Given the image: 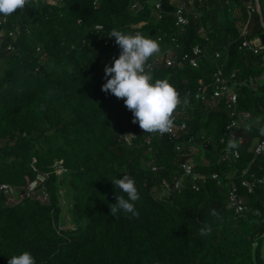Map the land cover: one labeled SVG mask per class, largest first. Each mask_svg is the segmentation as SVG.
I'll return each instance as SVG.
<instances>
[{
	"label": "trees",
	"instance_id": "16d2710c",
	"mask_svg": "<svg viewBox=\"0 0 264 264\" xmlns=\"http://www.w3.org/2000/svg\"><path fill=\"white\" fill-rule=\"evenodd\" d=\"M141 1L143 8L136 11L133 0L33 1L0 24V29H19L17 40L7 37L0 49V183L22 189L44 174L38 188L49 195L47 203L24 196L9 204L0 190V264L23 251L36 264H264V182L256 181L251 191L241 185L243 178L251 179L242 174L248 167L255 179L264 177V155L254 159L249 149L255 137L264 138L259 133L264 125L245 124L240 158L223 160L231 120L226 101L211 109L194 95L199 79L212 82L219 50L227 57V75L236 73L241 82L239 109L264 120L262 58L239 48L244 0L196 2L199 15L190 14L184 28L175 23L171 0H160V10L155 0ZM113 28L152 37L159 49L178 45L179 55H191L195 45L207 49L198 66L160 63L146 69L178 90H192L187 98L194 106L175 117L187 124L177 136H153L147 145L149 133L132 123L124 99L102 91L105 65L121 51L109 37ZM107 39L114 45H105ZM9 43L13 48L7 50ZM128 133L136 135L130 143L121 136ZM210 138L214 144L203 154L200 143ZM189 158L206 180L189 176L180 191L156 195L161 177L180 175V164ZM59 161L64 179L57 173ZM150 161L163 169L153 171ZM125 174L140 192L139 219L111 215L116 189L110 179ZM231 182L246 199V215L227 204ZM62 186L69 195L73 225L68 227L61 225ZM213 209L218 217L210 214ZM205 224L210 235L200 234Z\"/></svg>",
	"mask_w": 264,
	"mask_h": 264
},
{
	"label": "built area",
	"instance_id": "2783aa9c",
	"mask_svg": "<svg viewBox=\"0 0 264 264\" xmlns=\"http://www.w3.org/2000/svg\"><path fill=\"white\" fill-rule=\"evenodd\" d=\"M33 1L39 2L40 0ZM209 1L210 0H171V2L174 3L176 6V11L174 14L176 25L180 28H184L189 23L190 14L195 13L199 15V12L194 11V4L196 2L202 4ZM155 4L156 9L160 10V0H155ZM243 5L245 9V15L242 20V30L240 33L241 41L239 44V48L241 50L249 51L255 55L261 56L264 65V0H244ZM131 7L135 11L140 10L143 8V3L141 0H133ZM234 7L238 9L237 4H234ZM6 21L7 17L4 16L0 20V24H4L6 23ZM96 27L101 28L102 26L97 25ZM255 27H257L256 32H254ZM202 30L204 29L202 28ZM15 34H17V36L15 39H13ZM18 35L19 29L7 30L5 28H1L0 49L2 48L7 37H9L12 42H14L17 40ZM165 36L168 35L165 34ZM159 40H161V38H159ZM173 40L175 39L173 38ZM256 41H259V43L257 44ZM114 43V41H110L109 39L105 41V45H114ZM175 47H178V45H176ZM175 47L171 43L165 49H159L157 53H154L151 62L146 64V69H152L154 65L160 63H165V65L167 66L176 65L179 67H184L187 64H191L192 66H198V58L201 56L205 57L207 55V49L200 45H195L193 47L191 55L187 53L179 55L175 50ZM224 47L225 49H227L228 44L226 43ZM11 48H13V45L12 43H9L7 46V50ZM226 60L227 57L225 59H222L221 51H215L216 69L212 75L213 80L211 83H206L203 79H199V91H197L194 95L195 99L200 100L207 108L211 109H214L217 105H219L222 100L226 101V105L231 116V120L227 125L226 131L227 142L231 138H236L239 146L236 149H230L228 151H225V149L227 148L226 145L223 149H221V156L223 160L236 161L240 158V147H242V145L244 144L243 128L245 127V124L251 123L264 125V120L261 117L253 116L249 111L239 109L238 86L241 82L239 83L238 80H236V73H232L230 76L227 75L225 69ZM259 83L264 84V73L259 78ZM209 88L211 89L210 93H207V90ZM177 91L180 94L182 100L184 97H191L193 95L192 90L189 87L185 88L182 91L177 89ZM192 105L193 104L191 100H189L187 106H184L183 104L178 106V108L174 112V124L172 130L163 135L157 133L149 134L145 139V143L147 145H150L153 136H158L160 138H163L165 135L169 134H171L172 136H177L180 131H183L187 127V124L186 122H176L175 117H177L184 110V108H192ZM128 134L134 135L128 136L127 139H125L126 142L130 143L132 139L136 137V135L133 133ZM222 141H225V137L222 138ZM212 144H214L212 138L206 139L205 141L201 142L200 149L202 153L204 154L208 149H211ZM176 148L178 150H182V145L177 144ZM149 149L151 148L149 147ZM249 149L253 152L254 159L258 156H263L264 138L255 137ZM55 165H60L62 167V161L57 162ZM147 165L152 167V170L155 172L161 171L163 169V167L154 164L152 161L148 162ZM179 167L181 170L180 175H175L170 172L169 176L163 175L161 177L159 187L156 189V195L164 197L169 196L175 191H180L183 187L184 180L189 176L192 177V179L194 180H206L207 176L204 173L195 169L196 165L192 158H189L188 160L182 162ZM249 171V167L242 171V174L244 175L249 174L251 179L243 178L241 181V185L251 191L253 186L256 184V181L264 182V177L255 179L254 173H250ZM212 177L218 178V174L214 173ZM44 180L45 175L39 174L35 180L31 181L26 187L22 189L7 183H0V190L3 191V193L6 195L7 202L9 204L19 202L22 198H24V196L37 198V192H41L46 196H49L47 192L38 188L40 181ZM196 188L199 189L198 186ZM227 204L230 208H233L235 212L240 216L246 215L250 211V208L246 204V199L244 195L240 193L239 185H237V183L235 182H231L230 187L228 188Z\"/></svg>",
	"mask_w": 264,
	"mask_h": 264
},
{
	"label": "clouds",
	"instance_id": "9594fccd",
	"mask_svg": "<svg viewBox=\"0 0 264 264\" xmlns=\"http://www.w3.org/2000/svg\"><path fill=\"white\" fill-rule=\"evenodd\" d=\"M32 2L33 0H0V14L11 15ZM109 37L115 38L121 51L119 58H114L112 64L105 65L106 83L102 85V91L124 99L125 106L133 113L132 123H138L145 133L163 135L170 132L174 124L173 113L181 104L187 106L189 100L187 97L181 99L168 78L158 79L150 71H146L149 58L159 51L158 41L140 32H124L116 28L111 30ZM259 133L264 136V126L259 127ZM121 136L127 139L128 136L134 135ZM238 146L237 139L231 138L225 151L236 149ZM110 180L116 189V202L109 205L111 215L119 219V214L123 212L126 217L139 219L140 213L136 209V202L140 199V192L136 181L128 174ZM210 214L219 216L215 209ZM211 231V226L205 224L200 229V234L210 235ZM8 264L36 262L29 251H23L19 255L11 256Z\"/></svg>",
	"mask_w": 264,
	"mask_h": 264
},
{
	"label": "rangeland",
	"instance_id": "374dc122",
	"mask_svg": "<svg viewBox=\"0 0 264 264\" xmlns=\"http://www.w3.org/2000/svg\"><path fill=\"white\" fill-rule=\"evenodd\" d=\"M175 1V0H174ZM232 9H234V13L233 14H238L239 11L238 9H236L234 7V4H232ZM17 36V34L14 35L13 39H15ZM2 59H0V63H2ZM194 106V104L192 105ZM57 173L60 177V179H64V168L61 167L60 165L57 166ZM60 195H61V201H62V208H63V211H64V214H63V219H62V222H61V225L63 227H68V226H72V221H71V215L69 214L67 208H68V199H69V195H68V191H67V188L62 186L61 189H60ZM68 196V197H66ZM36 197L39 198L43 203H47L49 201V196H46L45 194L41 193V192H37L36 194Z\"/></svg>",
	"mask_w": 264,
	"mask_h": 264
},
{
	"label": "water",
	"instance_id": "95a60500",
	"mask_svg": "<svg viewBox=\"0 0 264 264\" xmlns=\"http://www.w3.org/2000/svg\"><path fill=\"white\" fill-rule=\"evenodd\" d=\"M256 43L258 44V43H259V41H256Z\"/></svg>",
	"mask_w": 264,
	"mask_h": 264
}]
</instances>
